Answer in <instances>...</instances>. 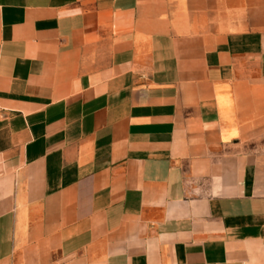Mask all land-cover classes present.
<instances>
[{"label":"crops","instance_id":"1","mask_svg":"<svg viewBox=\"0 0 264 264\" xmlns=\"http://www.w3.org/2000/svg\"><path fill=\"white\" fill-rule=\"evenodd\" d=\"M0 264H264V0H0Z\"/></svg>","mask_w":264,"mask_h":264}]
</instances>
